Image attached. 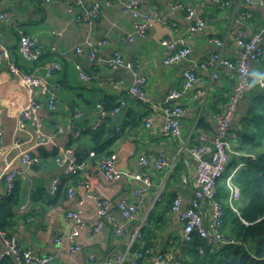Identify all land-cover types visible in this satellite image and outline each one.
I'll use <instances>...</instances> for the list:
<instances>
[{
	"label": "crops",
	"instance_id": "obj_1",
	"mask_svg": "<svg viewBox=\"0 0 264 264\" xmlns=\"http://www.w3.org/2000/svg\"><path fill=\"white\" fill-rule=\"evenodd\" d=\"M73 1L0 0V8L13 14V21L0 25V30L3 41L10 48L11 55L18 66L23 71L42 78L47 77L48 68L52 64L61 66L60 71L47 77L51 85H59L61 89L57 112L50 113L46 107L41 112L44 118L41 134H37L32 128L23 131L19 129L18 115L27 105L29 93L8 72L6 65L0 67V131L3 133L4 140L0 166L11 165L14 169L26 170V173L32 169L31 175L27 174L26 180L18 181L23 184L24 199L17 215L24 218L13 229V235L20 245L35 254L54 256L50 264H97L112 255L123 253L126 242L116 237L109 225H106L99 234L94 233L97 208L92 200H88L81 207L87 223V228L78 240L82 251L72 254L68 245L60 249L55 243L56 237L61 232H69L71 229V222L67 218L68 210L76 207L79 196L88 192L81 182L90 178V193L109 197L115 203L122 199L136 202L134 191L141 186V183L127 178L125 173H137L141 168L142 157L145 156L154 161L160 153H165L173 161L174 169L159 171L153 162L145 168L153 186L138 202L139 213L151 212L156 207H160L161 211L168 210L173 194L183 195V209H186L194 193L193 183L196 178L197 162L189 159L190 165L185 167L183 157L177 159L178 145L199 133L196 123L201 115L206 119L205 129L201 131L212 138L216 133L212 103L218 100L228 102L233 92L235 78L228 71L221 70L217 81L211 79L209 72L199 71L204 88L209 91L204 110L201 100L194 98L195 91H191L180 100L173 102L180 104L186 111L182 119L181 140L174 141L164 132L165 119L159 109L173 90L183 87L184 71L192 67L191 63L174 66H165L163 63L164 49L161 41L170 37H186L190 27L185 14L173 10L175 3L181 1L193 7L201 13L207 23L203 32L193 35L189 40L195 62L207 60L216 51V47L211 43L213 38L226 40L225 56L236 59L238 50L230 42L231 37L228 35L230 26L244 28L251 33L263 30L264 6L239 4L238 0H221V3H214L212 0H139L145 10H151L153 6H157L161 13L166 14L177 24V32L158 26L146 37L138 38L127 46L121 39L131 33L135 26L131 13L121 8L120 2L127 0H114L112 6H107L104 0H99L102 2V16L92 25L75 22L74 16L68 12V6ZM225 2L229 5H225ZM239 10L247 15V20L241 24H235L233 19ZM21 32L37 38L45 48V54L39 62H29L20 54L18 42ZM103 40L108 41V45L101 47L103 56L119 51L127 60L141 61L142 72L148 80L145 91L150 99L149 103L143 104L128 93L127 86L132 81L129 72L113 71L105 63L90 65L88 61L90 45H96ZM78 47L83 49V54L76 53ZM76 65L83 67L89 80L85 81L81 78ZM261 65L253 66V68L260 70ZM35 98L37 101L46 102L39 91L35 94ZM119 100L124 101L125 106L116 116L115 123L108 127L115 131L116 135H122L113 153L118 158L117 164L122 173L121 176L114 182L106 181L99 161L87 162L75 173L67 174L65 167L59 166L55 159L64 153H69L76 159L77 154L90 150L91 144L84 133L92 130L91 128L100 117L97 106L104 102L105 105L115 107ZM74 108L83 110L86 115L74 122L73 130H78L82 135L78 143H76L78 140L74 141L71 137L70 132L55 131L56 126L68 125L71 118L70 112ZM112 110V108L107 109L108 112ZM148 113L154 117L150 128H147L143 121ZM45 134L54 135L55 146L41 144L42 135ZM27 150H31L33 156L40 157L41 163L27 168L22 162V154ZM233 174L232 172L228 178ZM55 181L60 183L59 188L63 192L69 188H75L78 193L76 199L70 201L66 193H63L52 207L46 206L44 201H32V191L41 186L46 187L49 195L52 196V186ZM221 185L219 183L218 188ZM162 190V201L155 202L157 194ZM0 195L3 198L8 195L4 176L0 181ZM156 214H159V211ZM115 215L121 218L118 211H115ZM182 233L183 224L179 215L168 210L162 227L149 236L143 233L138 244L139 247L150 244L161 252L173 249L179 253V240L183 242ZM1 248L0 241V250ZM91 255L96 257L95 262L89 259ZM11 261L13 262L12 259Z\"/></svg>",
	"mask_w": 264,
	"mask_h": 264
},
{
	"label": "built area",
	"instance_id": "obj_2",
	"mask_svg": "<svg viewBox=\"0 0 264 264\" xmlns=\"http://www.w3.org/2000/svg\"><path fill=\"white\" fill-rule=\"evenodd\" d=\"M25 1L27 0H20V2ZM212 1L214 3L222 2L221 0ZM238 1L239 4L264 6V0ZM113 2L114 0H104L107 6H112ZM120 4L123 11L131 13L135 20L134 30L121 39L127 46L134 43L138 38L146 37L151 30L158 26L167 27L177 32V24L170 20L166 14L161 13L157 6H153L151 10H145L139 0L122 1ZM224 4L229 5L228 2ZM101 10L102 2L99 0H74L68 6V12L74 16V20L78 24H95L101 19ZM173 10L185 14L186 19L190 22V27L186 37H170L161 41V46L164 49L163 63L165 66L191 63L192 67L184 71L183 87L173 90L166 99L165 104L159 109L165 119L164 132L174 141L181 140L182 119L186 111L180 104H174V101H178L191 91H195L194 98L201 100V105L205 103L209 91L205 90L199 71L209 72L211 79L217 81L220 78V71L226 70L235 78V85L228 102L219 106V111L214 117L216 122L215 135L210 138L207 134L199 132L195 136L190 137L187 142L178 145L177 159L183 157L185 167L190 165L189 159H193L197 162V172L193 183L194 193L188 206L183 209V195L177 194L172 204V212L179 215V219L183 224L182 239L184 243H190L194 236H198L207 241L209 245H233L235 242L228 240L221 233L227 217V205L218 200V183L223 177L232 156L239 157L243 155L237 150L239 142L233 138L231 128L240 103L251 89L247 86L245 74L253 66L260 65L264 60V29L251 33L244 28H234L231 25L228 35L231 37L230 42L238 50L236 59H230L225 56L226 40L213 38L211 43L216 47V51L207 60L195 62L189 40L193 35L203 32L207 27V23L201 13L181 1L175 3ZM246 20L247 15L239 10L234 16L233 23L241 24ZM12 21L13 14L0 8V25L9 24ZM106 45H108L107 40L100 41L96 45H90L88 52L90 65L105 63L113 71L125 70L129 72L132 81L127 86L128 93L143 104L149 103L150 99L145 91L148 80L142 72L141 61L127 60L124 58L123 53L119 51H114L111 55L105 57L101 53V47ZM18 49L20 54L29 62H39L45 54V48L37 38L22 32L19 34ZM76 53L83 54V49L78 47ZM3 65H6L8 72L29 93L28 103L18 115L19 129L23 131L32 128L37 134H41L44 127V118L41 112L45 107L50 113L57 112L61 89L59 85H51L47 77H51L54 72L60 71L61 66L52 64L48 68L46 78L23 71L12 57L10 48L4 43L3 34L0 30V67ZM76 69L83 80L90 79L81 65H76ZM259 87L264 89V85H259ZM38 91L45 97V103L37 101L35 98V94ZM124 106L125 102L119 100L116 107L111 112H108L104 102H101L97 106L100 117L91 129L97 130L107 123L108 126L114 124L116 116L122 111ZM70 115L71 118L68 121V125L66 127L56 126L55 131L59 133H63V131L70 132L71 137L74 140H78L82 135L78 130H73L74 122L84 118L86 115L79 108H74ZM143 121L145 126L150 128L154 117L148 113L143 118ZM192 142L198 143L193 144ZM41 144L55 146L54 135H42ZM3 152L4 140L3 133L0 131V158ZM117 160V156L112 155L99 163L102 174L108 182L116 181L122 174L118 168ZM22 162L27 168H30L40 164L41 159L38 156H33L31 150H27L22 154ZM55 162L59 166L65 167L67 174H73L77 169L82 168V166L76 164V159L71 157L69 153L58 156ZM151 162L154 163L155 168L159 171L164 169L171 171L174 169L173 161L165 153H160L154 161H151L148 157H142L140 159L141 168L137 173H125L127 178L141 183V186L134 191L136 202L122 199L115 203L109 197L91 194L90 178L82 181L81 185L88 192L80 195L77 206L68 210L67 218L71 222V229L69 232H61L56 237L55 243L57 247L62 249L65 245H68L72 254L82 251L78 240L87 228V223L81 207L88 200H92L97 208V223L93 228L94 233L99 234L106 225H109L112 227L115 236L126 242V248L123 253L112 255L97 264H181V250L177 253L173 249L161 252L155 247L143 246V248H136V244L143 236V230L148 225L150 214V211L140 214L138 202L143 199L153 186L152 180L145 169ZM242 166L244 164L239 165V168ZM236 170L233 172L234 174ZM234 174L226 181L227 189L230 193L228 202L230 204L229 208L240 216V210L233 202L242 198V191L233 181ZM3 176L6 180L8 194L13 191L17 181H24L28 178L26 170L14 169L11 165L0 166V181ZM59 186L60 183L55 181L52 186V192L58 190ZM162 192L163 190L157 194L155 202L162 201ZM76 196H78L77 190L75 188L69 189L68 199L74 201ZM2 199L3 197L0 195V203ZM115 211L120 213V219L115 215ZM0 241L2 244L0 261L11 258L14 264H50L54 260L52 255L43 256L23 248L18 239L9 236L6 231L0 230ZM89 259L92 262L97 260L94 255H91Z\"/></svg>",
	"mask_w": 264,
	"mask_h": 264
},
{
	"label": "trees",
	"instance_id": "obj_3",
	"mask_svg": "<svg viewBox=\"0 0 264 264\" xmlns=\"http://www.w3.org/2000/svg\"><path fill=\"white\" fill-rule=\"evenodd\" d=\"M259 69L264 71V63ZM225 103L227 102L220 100L212 103V110L215 115L219 111L218 107ZM105 106L107 109L116 107ZM201 106L204 110L206 101ZM205 120L203 115L199 117L196 124L198 132L204 133L201 130L205 129ZM231 133L233 138L239 142L237 150L243 154L239 157L232 156L229 163L234 167L233 172L238 168L233 176V181L240 187L242 197L251 199L240 210V216L226 207L227 217L221 233L228 240H233L235 244L209 245L207 241L198 236H194L190 243L179 240L181 264H264V89H261L259 85L251 88L240 103ZM84 134L89 139L91 149L87 150L86 153L76 155L78 166L87 162H100L114 155V147L122 136L116 135L115 131L108 127V123L97 130H88ZM78 142L80 140L76 141V143ZM192 143L197 144L198 142ZM241 164L244 166L239 168ZM69 189L63 192L62 189L58 188L51 196L47 188L41 186L32 191V201H44L46 206L52 207L57 203L61 194L66 193L68 197ZM225 191H227L226 183L219 186V194ZM23 193V184L17 181L13 191L6 195L0 203V230L6 231L11 237H15L13 229L24 218L17 215L24 199ZM172 196L169 211L172 210V204L176 197L175 194ZM159 208L156 207L150 212L148 225L143 230L145 236H149L156 229L159 230L165 222L168 210L163 209L161 211ZM157 211L159 214H156ZM144 247L152 246L149 244ZM136 248H143V246L139 247L137 243ZM1 264L14 263L11 258H7L5 262L1 261Z\"/></svg>",
	"mask_w": 264,
	"mask_h": 264
},
{
	"label": "rangeland",
	"instance_id": "obj_4",
	"mask_svg": "<svg viewBox=\"0 0 264 264\" xmlns=\"http://www.w3.org/2000/svg\"><path fill=\"white\" fill-rule=\"evenodd\" d=\"M234 167L231 165H228L223 177L219 180L220 185L226 183V179H228V176L230 174H232ZM218 183V184H219ZM219 189V188H218ZM230 193L229 190L227 189V191H225L224 193H220L218 196V200H220V202L222 203H226L227 208H229V199ZM250 198H241L239 201H234L233 204L239 209H243L249 202H250Z\"/></svg>",
	"mask_w": 264,
	"mask_h": 264
},
{
	"label": "clouds",
	"instance_id": "obj_5",
	"mask_svg": "<svg viewBox=\"0 0 264 264\" xmlns=\"http://www.w3.org/2000/svg\"><path fill=\"white\" fill-rule=\"evenodd\" d=\"M248 88H255L258 85H264V71L252 68L245 74Z\"/></svg>",
	"mask_w": 264,
	"mask_h": 264
},
{
	"label": "water",
	"instance_id": "obj_6",
	"mask_svg": "<svg viewBox=\"0 0 264 264\" xmlns=\"http://www.w3.org/2000/svg\"><path fill=\"white\" fill-rule=\"evenodd\" d=\"M31 172H32V169H29V170L27 171V174H28V175H31Z\"/></svg>",
	"mask_w": 264,
	"mask_h": 264
}]
</instances>
